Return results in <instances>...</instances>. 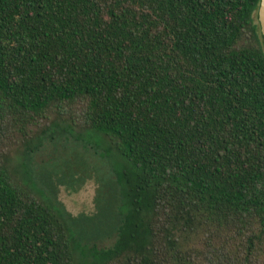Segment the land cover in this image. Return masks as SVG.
Segmentation results:
<instances>
[{
	"label": "trees",
	"instance_id": "1",
	"mask_svg": "<svg viewBox=\"0 0 264 264\" xmlns=\"http://www.w3.org/2000/svg\"><path fill=\"white\" fill-rule=\"evenodd\" d=\"M260 4L0 0V264H264ZM89 131L127 160L104 251L18 164Z\"/></svg>",
	"mask_w": 264,
	"mask_h": 264
},
{
	"label": "rangeland",
	"instance_id": "2",
	"mask_svg": "<svg viewBox=\"0 0 264 264\" xmlns=\"http://www.w3.org/2000/svg\"><path fill=\"white\" fill-rule=\"evenodd\" d=\"M76 138L68 133L47 139L26 162L18 161L20 172L45 192L51 189L74 219H83L81 222L71 219L73 227L84 237L83 250L92 246L95 249L94 245L99 251L109 250L114 246L115 233L99 232L105 221H100L99 216L103 215L110 186L117 182L115 175L125 172L127 160L110 150L97 133L89 131L79 141ZM116 209L115 206L113 212ZM96 219L98 222L94 224Z\"/></svg>",
	"mask_w": 264,
	"mask_h": 264
},
{
	"label": "water",
	"instance_id": "3",
	"mask_svg": "<svg viewBox=\"0 0 264 264\" xmlns=\"http://www.w3.org/2000/svg\"><path fill=\"white\" fill-rule=\"evenodd\" d=\"M258 20L261 27V33L264 36V0H261V4L258 11Z\"/></svg>",
	"mask_w": 264,
	"mask_h": 264
}]
</instances>
